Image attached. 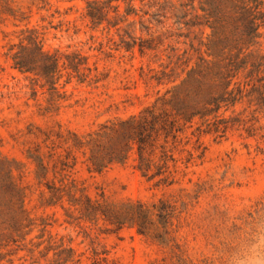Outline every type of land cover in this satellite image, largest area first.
<instances>
[{
  "label": "rangeland",
  "instance_id": "1",
  "mask_svg": "<svg viewBox=\"0 0 264 264\" xmlns=\"http://www.w3.org/2000/svg\"><path fill=\"white\" fill-rule=\"evenodd\" d=\"M86 1L0 0V264H52L54 254L68 247L81 254L79 264H91L93 250L116 264H235L264 232V113L248 107L247 98L219 109L223 131L205 132L198 119L185 125L186 151L175 154L178 171L169 185L143 176L134 155L96 171L71 146L73 134L108 120L149 106L169 108L163 98L171 96L179 70L171 75L165 68L168 56L188 49L195 36L217 55L226 47L220 56L226 57L227 37L219 39L220 30L213 36L209 22L186 37L181 0H132V14L118 31L105 20L93 25L84 18ZM118 3L123 13L126 4ZM26 28L41 32L45 51L80 52L101 79L68 80L61 69L50 93L42 80L14 68L13 45ZM259 33L249 50L264 54L263 23ZM139 44L151 48L141 54ZM204 51L202 46L206 56ZM230 117L240 124L226 130ZM187 150L193 158L185 168ZM69 181L91 199L173 205L167 233L128 225L116 230L102 221L68 223L67 196L53 198L51 187Z\"/></svg>",
  "mask_w": 264,
  "mask_h": 264
},
{
  "label": "trees",
  "instance_id": "2",
  "mask_svg": "<svg viewBox=\"0 0 264 264\" xmlns=\"http://www.w3.org/2000/svg\"><path fill=\"white\" fill-rule=\"evenodd\" d=\"M122 1L126 4L123 13L119 10L118 0H87L84 18L93 25L105 20L108 27L118 31L133 9L132 0ZM179 8L182 14L179 24L187 29L186 37L209 22L207 26L212 29L213 36L220 30L219 39L226 42L227 37L226 57H220L226 47L221 49V55H217L210 51L209 42L194 41L195 36L189 37L188 49L175 55L174 59L168 56L165 68L169 67L171 75L179 70L172 80L177 83L167 91L171 96L163 98L169 108L159 110L149 106L136 115L101 123L83 135L73 134L72 149L87 155L94 170L101 171L112 163H123L134 155L135 168L143 176L157 177L158 182L169 185L178 171L180 159L175 154L186 151L184 145L187 141L181 137L186 124L198 119L205 132L223 131L224 127H220L222 119L218 118L217 112L223 106L228 110L241 104L244 98H247L248 107L255 105L254 111L264 113V54L249 50L261 37L259 27L264 24V1L181 0ZM132 43L126 41L125 49L133 48L135 39ZM14 46L17 48L11 54L14 68L42 80L41 86L47 85L50 93L55 90L61 69L66 70L68 80L76 76L80 82L97 83L101 79L97 68H91L87 57L80 52L45 51L42 34L37 28L24 29L20 41ZM202 46L206 47V56L201 53ZM144 48L151 47L139 44L141 54H145ZM236 123L240 124L238 118H226V130ZM197 130L201 131L199 127ZM192 158L193 153L187 150L185 168ZM61 165L60 169L65 170L67 164L61 162ZM51 190L57 200H62L64 194L67 196L68 207L64 209L68 223L85 221L97 224L102 221L112 229L128 225L136 227L139 232L153 227L162 235L167 233L165 225L169 214L174 211L173 205L164 201L144 203L91 199L73 181L51 187ZM101 254L93 250L91 264H116ZM54 255L52 264H79L81 261V254H76L71 247L61 248Z\"/></svg>",
  "mask_w": 264,
  "mask_h": 264
},
{
  "label": "clouds",
  "instance_id": "3",
  "mask_svg": "<svg viewBox=\"0 0 264 264\" xmlns=\"http://www.w3.org/2000/svg\"><path fill=\"white\" fill-rule=\"evenodd\" d=\"M235 264H264V232L257 233L255 242L236 259Z\"/></svg>",
  "mask_w": 264,
  "mask_h": 264
}]
</instances>
